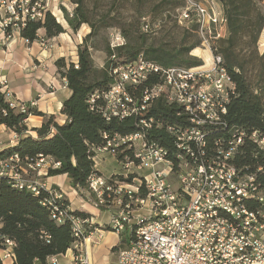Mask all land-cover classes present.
<instances>
[{
  "label": "built area",
  "instance_id": "built-area-1",
  "mask_svg": "<svg viewBox=\"0 0 264 264\" xmlns=\"http://www.w3.org/2000/svg\"><path fill=\"white\" fill-rule=\"evenodd\" d=\"M49 4L50 0H0V43L21 36L28 22H44ZM178 22L187 27L196 24L200 45L211 52L224 39L227 28L223 8L216 0H185ZM150 30L143 28L144 32ZM123 43L120 33L112 36L113 48ZM212 58L207 68L191 69H165L140 58L113 71L115 84L103 96L102 114L107 121L145 115L160 97L180 108L177 116L188 121L180 129L168 127L174 136L173 150L147 140L146 132L154 126L151 118L141 120V131L116 137L96 150V164L105 154L116 158L115 148L122 144L135 150V160L119 162L123 172L109 179L93 176L89 182V190L95 194L90 202L111 212L109 231L126 240L114 264H264V189L256 173L234 164L242 154L245 133L209 147L211 131L227 126L228 105L236 94L222 57L213 54ZM151 75H159L161 82L146 89L139 99L133 97L129 89L145 84ZM0 92L22 113L35 105L17 101L6 80L0 79ZM248 139L264 154L263 132L252 131ZM23 162L18 154L0 162V178H11L16 187L36 195L48 190L51 197L44 206L64 199L60 190L45 181L49 170L59 168L60 163L44 156L28 168ZM59 209L52 218L59 224L68 220L77 238L74 264H92L83 252L88 220ZM14 246L15 242L5 240V248L0 250L2 264L16 263ZM48 262L58 264V259L52 257Z\"/></svg>",
  "mask_w": 264,
  "mask_h": 264
},
{
  "label": "trees",
  "instance_id": "trees-1",
  "mask_svg": "<svg viewBox=\"0 0 264 264\" xmlns=\"http://www.w3.org/2000/svg\"><path fill=\"white\" fill-rule=\"evenodd\" d=\"M76 6L70 18L64 8L66 19L71 29L77 32L83 25L90 27L83 42L78 46V62H67L66 58L56 61L58 73L66 81L70 96L63 102L61 114L66 117L64 123H59L56 116H49L43 125L34 129L36 136L29 135L27 120L30 115L46 117L41 112L29 109L22 113L10 106L0 92V125H5L19 137L18 144L10 149L0 151V162L8 160L18 154L28 168L30 163L40 156L60 163L57 169H50L48 178L67 175L71 185L86 199L95 200V194L89 190L90 178L101 176L96 168V150L105 147L116 137H127L142 130L141 120L153 119L154 126L146 132L147 140L157 142L165 147L174 149V136L168 131L171 126L180 129L188 125L184 117H178L180 108L168 105L165 98L160 97L149 108L145 115L131 116L123 120L116 118L107 121L102 114L103 96L115 84L113 71L118 66L131 64L140 58L154 65L168 68H196L204 65L203 61L194 57L191 52L201 41L187 47L169 48L164 45L132 46L127 43V34L118 31L124 43L113 48L111 39L106 44L107 61L102 69L95 66L92 51L96 47L95 41L103 30L113 27L110 14H94L86 0H71ZM120 0H112L117 4ZM223 8L228 38L218 40L220 48L217 54L222 57V65L236 87V94L232 96L226 116L227 126L212 130L209 134V147L213 148L217 141L225 144L244 132L245 143L240 146V154L234 164L245 172L258 175V180L264 189V154L248 139L252 131L264 133V104L259 92H254L246 76V64L236 56L239 40L244 36L248 23L261 0H216ZM264 1V0H263ZM180 8L185 7V0H180ZM142 30L148 26L153 31V23L140 13ZM141 19V20H140ZM255 32L259 34L264 27V16L255 20ZM198 36V26L192 24L187 28ZM44 30L48 39H53L65 32L64 27L51 13L46 14L44 22H28L21 30V37L29 42L36 41L39 31ZM145 32V33H149ZM257 40V39H256ZM264 67V54L252 59ZM264 72V71H263ZM161 82L159 75H151L150 79L140 87L129 89L131 95L139 99L142 93ZM161 124L160 127H157ZM116 149V159L135 160V150L130 144H122ZM262 167V171L258 169ZM53 189H57L53 187ZM48 190H40L36 195L15 186L14 180L8 177L0 178V250L5 248V240L15 242V264H47L52 257L64 255L73 248L75 237L71 223H57L52 217L56 208L67 210V213L83 220L91 216L85 212L73 210L64 197L53 206L43 203L50 199ZM60 210V209H59ZM102 210V209H101ZM126 241V240H124ZM0 264H2L0 259Z\"/></svg>",
  "mask_w": 264,
  "mask_h": 264
},
{
  "label": "rangeland",
  "instance_id": "rangeland-1",
  "mask_svg": "<svg viewBox=\"0 0 264 264\" xmlns=\"http://www.w3.org/2000/svg\"><path fill=\"white\" fill-rule=\"evenodd\" d=\"M54 2L58 1L50 0L49 12L51 13L56 11ZM86 2L94 14L109 13L110 22L114 24L113 27L103 30L95 41L94 46L96 47L93 49L92 55L95 66L99 69H102L107 61V54L105 52L106 44L110 39H112L113 35L119 33L118 31L122 32L123 34L126 33L127 43H130V45L134 47L145 43L146 45H164L169 48H180L190 46L197 43L198 41L199 36L192 32L187 34V28L191 27L192 23H190L187 27V25H181L178 22V8H180L181 3L180 0H120L117 4H113L112 0H86ZM65 5L66 6L64 7H58L64 8L68 16L71 18L76 6L71 0L66 2ZM255 8L257 12L252 15V21L247 24L248 28L245 31L244 36L238 42L236 56L240 60H243L244 65L246 64V76L248 81L251 84L254 92L260 93L262 102L264 104V67H262L259 62L254 64L252 61V59H256L257 56L261 57L264 54V27L261 32L257 34L254 31L255 27L251 26V24H256L255 20L259 15L264 16V1L261 0ZM140 13L142 16H146L148 19H150V21L153 23L152 32L145 33L142 30L141 21H139L141 16ZM63 14L64 21H62V26L64 27L65 32L53 38L52 40H49L44 30L39 31V38L32 42L36 43V48L39 51V54L34 53L31 55V57L35 56L33 57L34 64L32 66H22V68H20V70L30 75L28 79H32L33 76H36V74L31 76L29 73L32 68L35 73L39 70V96L34 95L31 101H26V104H36V102H40V100L42 103L48 101V103L53 106L51 111L55 110L56 117L59 119L61 116L56 110L57 102L63 100L64 96L68 94V91L65 89L67 88L65 83L66 81H63L64 79H62L58 73V68L56 66V61L58 59L56 58L59 57V52L62 50L63 53L66 54L65 58L67 62H78V57L73 53V43L69 41V37H71L73 42L74 38H76L78 41L82 39L83 42L84 37L90 32V27L88 25H83L77 32L73 31L67 22L66 14L64 12ZM223 34L224 39L228 38V28L224 29ZM27 42L28 43L25 42V47H27L28 44L31 46L32 43L29 41ZM212 48L213 50L211 52L200 45L192 50L191 54L194 57L202 60L204 63L203 66H206L207 68L212 64L213 54H217L220 44L216 42ZM218 56H220V54H218ZM36 60L39 61L38 66H36ZM261 63H264V61ZM6 82L8 83L9 87L8 80H6ZM51 92H56V95L53 96V94H50ZM32 108H34V106ZM32 110L39 112L36 109ZM45 116L46 117H44V121L49 117V115ZM58 122L61 123L60 120ZM106 158H108L106 165H108L107 167L111 169V173L113 172L114 168L118 173L123 172L121 169L122 167L116 158H113L111 155L106 156ZM98 163L99 166H101L102 160H100ZM106 165L103 164V166ZM108 178L105 177V179ZM79 196L86 203H88L87 201H90L88 198L86 199L82 195ZM96 255L101 261V264H111L114 259H116V251H104L103 248L99 249L96 252Z\"/></svg>",
  "mask_w": 264,
  "mask_h": 264
},
{
  "label": "crops",
  "instance_id": "crops-1",
  "mask_svg": "<svg viewBox=\"0 0 264 264\" xmlns=\"http://www.w3.org/2000/svg\"><path fill=\"white\" fill-rule=\"evenodd\" d=\"M55 1L58 2H54L56 6L54 16L57 18L58 22L62 24V21H64V14L61 8L66 6L65 3L69 0ZM69 41L73 43V53L77 56L78 46L82 43V39L78 41L76 38H74L73 42L71 37H69ZM25 42L28 43L25 39L16 34L13 36V38L9 39L8 42L6 41L4 43H0V79L8 80L9 88L17 101L27 103L26 101H31L34 95L39 96V70L35 73L32 68L29 73L31 74V76L34 74H36V76H33L32 79H28L30 75L20 70V68H22V66H32L34 64L33 57L35 56L31 57V55H33L34 53L39 54V51L36 48V43H32L31 46H29L28 44L27 47H25ZM59 53L60 55L56 59L66 57V54H64L62 50ZM36 62V66H38L39 61L36 60ZM74 62L77 63L76 61ZM65 89L68 91V94L64 96L63 100L58 101L56 106V110L61 116L60 119L58 117L56 118L57 121L60 120L61 123H64L66 120V117L61 114L63 102L70 96L69 89ZM50 94H53V96H55L56 92H51ZM52 108L53 106L48 103V101L42 103L40 100V102H36L34 108L32 109H36L37 111L45 115L56 116L55 110L51 111ZM43 123L44 117L30 115L29 119L27 120V126L29 128L28 134L36 136L37 133L34 131V129L40 128ZM18 140L19 137L17 136V134L8 129L5 125H0V151L15 147L18 144ZM106 156H108V154L101 156L100 160H102V165L99 166V163H97L96 168L101 173V176L103 178H111L118 172L115 171L114 168L113 172L111 173V169L107 167L108 165H106L108 161V158H106ZM103 164L106 166H103ZM45 181L49 186L56 187L63 193L64 197L66 198V200H68L73 210L82 211L91 216L88 219V224L86 225L88 238L83 244V252L87 253L91 263L101 264V261L98 259L96 252L102 248L104 249V251H116V259H114L111 264L116 263L117 251L118 249L126 246V241H124L125 239L122 236L109 231L108 225L111 221V212L104 210V212L100 211L101 209L99 210L98 208H96L90 201H87L88 203H86L79 196L80 194L78 193V191L71 185L67 175L49 177L46 178ZM74 251L75 249L73 246V248L67 251L66 254L57 256L58 264H74ZM47 264L51 263L48 262Z\"/></svg>",
  "mask_w": 264,
  "mask_h": 264
}]
</instances>
